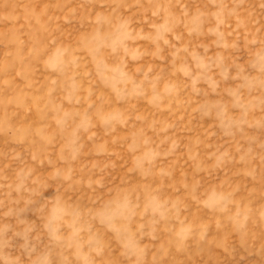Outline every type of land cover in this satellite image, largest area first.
Here are the masks:
<instances>
[{
	"label": "rangeland",
	"instance_id": "1",
	"mask_svg": "<svg viewBox=\"0 0 264 264\" xmlns=\"http://www.w3.org/2000/svg\"><path fill=\"white\" fill-rule=\"evenodd\" d=\"M0 264H264V0H0Z\"/></svg>",
	"mask_w": 264,
	"mask_h": 264
}]
</instances>
